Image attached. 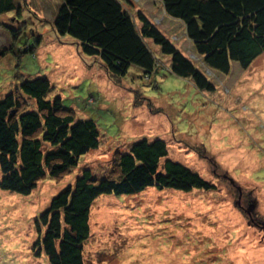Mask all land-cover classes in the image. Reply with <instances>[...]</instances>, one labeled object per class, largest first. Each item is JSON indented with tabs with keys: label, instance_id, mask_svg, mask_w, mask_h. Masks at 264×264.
<instances>
[{
	"label": "rangeland",
	"instance_id": "obj_1",
	"mask_svg": "<svg viewBox=\"0 0 264 264\" xmlns=\"http://www.w3.org/2000/svg\"><path fill=\"white\" fill-rule=\"evenodd\" d=\"M61 1L18 0L15 12L0 15V50L8 52L0 61V97L27 77L46 78L49 98H61L77 120L95 122L100 145L68 175L41 180L28 196L0 189V264H49L35 249V221L51 200L84 170L100 179L116 152L157 138L170 159L216 188L98 198L84 264H264V53L247 70L233 63L223 75L206 66L183 23L158 0H120L138 27L141 12L214 91L171 74L170 59L151 42L158 73L147 77L131 67L114 81L99 59L53 30Z\"/></svg>",
	"mask_w": 264,
	"mask_h": 264
},
{
	"label": "trees",
	"instance_id": "obj_2",
	"mask_svg": "<svg viewBox=\"0 0 264 264\" xmlns=\"http://www.w3.org/2000/svg\"><path fill=\"white\" fill-rule=\"evenodd\" d=\"M158 1L167 16L183 23L196 53L212 70L227 75L233 63L247 70L264 53V0ZM17 5L18 0H0V15L15 12ZM137 18L139 27L120 0H62L52 28L60 37L74 40L83 55L99 59L114 81L131 67L147 77L158 73L151 42L170 59L171 74L192 81L199 91H214L143 13ZM7 54L0 50V61ZM27 78L0 97V189L19 196L30 195L41 180L68 175L100 145L94 121L77 120L61 98H49L52 87L46 78ZM148 188L187 194L216 187L170 159L163 140H138L126 152L114 154L105 176L98 179L84 170L73 186L51 200L35 221L37 255L42 253L49 264H84L94 202L102 196H135ZM253 214L248 211L252 224L259 227Z\"/></svg>",
	"mask_w": 264,
	"mask_h": 264
}]
</instances>
